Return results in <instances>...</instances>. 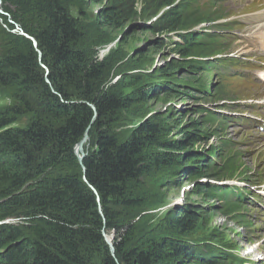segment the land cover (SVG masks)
<instances>
[{"label": "trees", "instance_id": "obj_1", "mask_svg": "<svg viewBox=\"0 0 264 264\" xmlns=\"http://www.w3.org/2000/svg\"><path fill=\"white\" fill-rule=\"evenodd\" d=\"M94 1L106 3L100 11L101 26L123 28L133 18L148 21L156 17L151 29L158 33L173 32L181 38L172 41V50L185 59L191 57L193 61L187 62L191 70L206 74L209 69L218 67L216 62L205 58L222 53V39L206 30H192L199 23L211 21L212 16L194 14L189 18V2ZM4 3L14 21L36 39L42 57L31 39L4 33L0 80L3 87L13 92L15 101L23 100L25 108L24 105L22 109L15 105L0 107V222L10 218L22 220L17 224L0 223V264H119L112 256L104 233H116V254L124 257L118 235L124 226L122 220L133 219L143 207L141 193L143 175L147 171L144 153L157 130L156 125H141L140 137L120 139L113 122L106 124V130H102L104 124L99 125L106 118L94 123L96 111L90 103L107 119L117 112L119 115L123 104L99 93L102 70L88 56L77 20L62 0H4ZM161 10L164 11L159 16ZM163 84L168 85L165 81ZM174 84H185L191 91L199 92L198 96L205 103L221 97L216 93L210 97L211 88L205 75H194ZM31 108L37 110L31 125L12 129L17 117ZM200 113L204 115V123L225 124L218 113L205 106L200 108ZM3 116L6 119H2ZM90 127L95 131L97 149L84 158V171L75 147ZM185 135L189 146L199 142L188 132ZM163 156L156 155L164 159ZM203 159L207 161L203 172L192 175L191 179L228 178L227 168L219 167L217 158ZM206 184L201 188L207 187L206 191L220 199L228 213L241 215L242 194H233L230 187ZM185 215L176 217V225L189 230L190 219ZM149 242L157 241L149 237ZM171 244L177 251H188L174 240ZM211 247V251L204 248L206 255L214 254L208 256L212 259L196 264H232L238 260L234 248ZM141 248L146 249L147 244ZM138 256L145 264H152L147 255Z\"/></svg>", "mask_w": 264, "mask_h": 264}, {"label": "rangeland", "instance_id": "obj_2", "mask_svg": "<svg viewBox=\"0 0 264 264\" xmlns=\"http://www.w3.org/2000/svg\"><path fill=\"white\" fill-rule=\"evenodd\" d=\"M62 2L77 20L88 56L102 70L99 93L105 97L116 98L123 104L119 115L117 112L107 119L100 116L95 104L90 103L96 111L94 123L106 118L99 123L102 126L104 124L102 130H106V124L113 122V129L120 139L140 137L138 131L141 125L149 127L154 124L157 128L144 153L147 171L143 175V207L133 219L122 220L124 226L118 238L124 257L117 256L115 242L114 251L107 242L112 256L119 264H145L143 258L138 256L141 254L147 255L152 264H196L200 260L209 261L212 257L208 256L214 255H206L204 247L211 251V246L224 245L234 248L239 255L238 260L232 264H248L245 261L247 258H254L256 263L264 261L263 202H257L256 199L250 202L247 194L240 207L242 216L228 213L220 199L206 191L207 187L201 188L204 187L203 183L210 184L206 182V178H190L203 172L207 163L203 158L210 156L217 158L219 167L227 168L228 178L236 176L235 178L264 181V125L259 127L257 123H264L260 116L264 115V109L249 108L245 103L246 99H254L253 102H256L255 98L264 99V80L258 76L259 72L264 71V58L258 60L264 57V51L255 52L259 48L257 47L249 53H242L239 59L245 55L250 57V62L240 66L238 70H225V78L220 74L214 76L212 71L203 74L205 72L200 70H191L192 67L187 63L193 61L191 57L185 59L183 55L172 50V41L180 40L178 36L173 32L158 33L151 29L156 17L146 21L150 27H143L147 23H134L139 18L131 19L123 28L101 26L99 16L105 2ZM185 2H189V11L192 13L189 18L194 14L212 16L211 21L199 23L192 30L202 31L210 27L213 33L218 32L217 38H221L224 43L222 54L229 52L230 55L238 56V50L241 52L245 48H253L252 45L244 46L253 39L246 34H257L264 23V13L260 12L255 17H251L250 13H256L263 8L264 0ZM4 4V0H0V53L5 45L4 33L20 35L23 30ZM138 10H141L140 4ZM219 21H224L223 26L216 25ZM249 21L254 24L253 31L247 30ZM130 26L132 28L128 30ZM167 34H170L169 38ZM233 72L236 74L233 75ZM194 75H205L212 92L210 97L216 93L217 97L221 96L218 97L219 100L205 103L198 96L199 92L191 91L185 84H174L177 80L184 81ZM164 81L168 85H164ZM2 84L0 80V107L5 109L15 105L22 109L24 105L25 108L23 100L15 101L13 92ZM223 97L226 99H222ZM203 106L216 111L220 116H230L229 128H224L226 123H204V115L200 113ZM35 111V108L25 110L11 128L29 127ZM254 114L259 119L254 120ZM2 119L6 117L3 116ZM237 119H252V122L238 125ZM87 132L83 150L81 148L86 156L97 149L94 128L90 127ZM186 132L195 136L199 142L189 146ZM157 154H163L164 159L157 158ZM212 179L208 180L217 182ZM183 214L190 219L189 230L176 225V217ZM149 216L152 218L150 221ZM146 219L149 222L146 223ZM6 221L17 224L22 220L10 218ZM253 223H256L257 228H254ZM147 224L150 225L149 228L146 227ZM104 235L105 239L107 236L111 240L114 235L113 241L117 238L114 231L105 232ZM149 237H154L157 242L150 243ZM172 240L186 246L184 248H188V251H177L172 247ZM146 244V249L141 248ZM227 248L223 249L224 252Z\"/></svg>", "mask_w": 264, "mask_h": 264}, {"label": "water", "instance_id": "obj_3", "mask_svg": "<svg viewBox=\"0 0 264 264\" xmlns=\"http://www.w3.org/2000/svg\"><path fill=\"white\" fill-rule=\"evenodd\" d=\"M162 13H163V12H162ZM160 15H161V14H159V16H160ZM134 23H136V24H138V23H147V24H149L148 22L143 21V20H138V21H136V22H134ZM131 28H132V26H130L128 30H130ZM20 34H22L23 36H25V37L31 39V40L34 42V45L37 47V50H38L39 55H40V58H41V57H42V52H41L40 49H38V42L36 41V39H35L34 37L30 36L29 34H27L24 30H22V32H20ZM47 71H49V70L47 69ZM48 74H49V73H48ZM47 80L49 81L48 78H47ZM87 133H88V132H87ZM87 133L85 134V137H84V138H83V139H82V140L76 145V147H75L76 154H77V156H78V158H79V160H80V162H81V164H82V167L84 168V171H85L86 169H85V166H84V164H83V161H84V158L86 157V154L84 153V151H82L83 148H82V150H81V151H82L81 153H79V150L81 149V146L83 147V144H84V142H85V140H86V137H87ZM84 178L86 179V176H85ZM91 187H92V186H91ZM92 189H93L94 192L97 194L96 189H95L94 187H92ZM97 195H98V194H97ZM98 200H100L99 195H98ZM100 212H101L103 218L105 219V215L103 214L102 208H100ZM4 222H5V221L0 222V223H4ZM113 238H114V235H112V240H111V238H107V236H106V241L109 242V245L111 246V249H113V251H114L115 248H114V241H113Z\"/></svg>", "mask_w": 264, "mask_h": 264}, {"label": "bare ground", "instance_id": "obj_4", "mask_svg": "<svg viewBox=\"0 0 264 264\" xmlns=\"http://www.w3.org/2000/svg\"><path fill=\"white\" fill-rule=\"evenodd\" d=\"M257 35L264 41V23L259 27V29L257 31ZM81 148H82V146H81ZM80 151H81V149L79 150V153H81ZM217 181L221 182V180H217Z\"/></svg>", "mask_w": 264, "mask_h": 264}, {"label": "clouds", "instance_id": "obj_5", "mask_svg": "<svg viewBox=\"0 0 264 264\" xmlns=\"http://www.w3.org/2000/svg\"><path fill=\"white\" fill-rule=\"evenodd\" d=\"M4 221H6V220H4Z\"/></svg>", "mask_w": 264, "mask_h": 264}]
</instances>
